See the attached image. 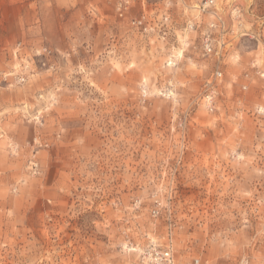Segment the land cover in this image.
Returning a JSON list of instances; mask_svg holds the SVG:
<instances>
[{
  "label": "rangeland",
  "instance_id": "obj_1",
  "mask_svg": "<svg viewBox=\"0 0 264 264\" xmlns=\"http://www.w3.org/2000/svg\"><path fill=\"white\" fill-rule=\"evenodd\" d=\"M117 1L0 0V264H264V0Z\"/></svg>",
  "mask_w": 264,
  "mask_h": 264
},
{
  "label": "built area",
  "instance_id": "obj_2",
  "mask_svg": "<svg viewBox=\"0 0 264 264\" xmlns=\"http://www.w3.org/2000/svg\"><path fill=\"white\" fill-rule=\"evenodd\" d=\"M134 0H118L116 4V11L119 17L124 15V12L128 10L130 2ZM214 0H206V2L200 6L199 10L202 13H207L210 16V21L207 23L206 28L200 31L199 43L200 49L204 56H217L219 52L223 49L224 41L223 39L215 34L222 35L225 23L219 17L216 9L214 8ZM240 15V10L238 8L232 10L231 17L238 18ZM130 25L133 29L140 33H147L152 29V25L148 20L146 13L142 12L137 17L132 18ZM195 25L193 23L188 24V29L193 30ZM169 65L174 63V60L169 59L167 62ZM222 75L219 67L217 66L212 77L214 79L220 78ZM263 78V88H264V74L260 75ZM245 87H243L244 89ZM154 214V212H153ZM139 262L141 264H177L175 262V257L173 255L171 237L164 245H159L154 242H149L146 246L140 249ZM190 264H201L198 259H194ZM238 264H247L246 262H240Z\"/></svg>",
  "mask_w": 264,
  "mask_h": 264
}]
</instances>
